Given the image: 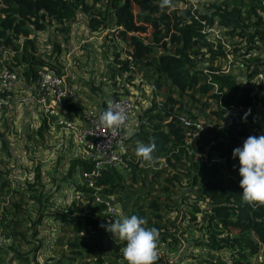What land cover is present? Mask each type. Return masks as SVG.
<instances>
[{
	"label": "trees",
	"instance_id": "16d2710c",
	"mask_svg": "<svg viewBox=\"0 0 264 264\" xmlns=\"http://www.w3.org/2000/svg\"><path fill=\"white\" fill-rule=\"evenodd\" d=\"M193 1L194 9H178V4L188 2L0 0V49L11 48L14 53L9 61L21 67L26 83H34L42 66H53L38 55L34 39L27 36L47 26L66 36L81 13L90 29L113 27L118 40L125 43L118 48L112 32H106L111 59L103 74L110 96L126 95L120 80L130 83L138 72L153 86L148 106L140 110L124 140L120 165L103 166L92 178L93 186L87 187L83 175L90 170L91 161L83 157L69 160L63 181L86 201L85 208L75 201L64 208L55 206L49 194L43 195L41 188L35 187L34 182L40 179L38 166L33 169V182L23 185L0 171V195L15 199L1 208L0 264H74L89 252L94 254L88 264H126L122 251L126 242L102 227L120 215H107L103 203H92L93 195L108 200L113 196L122 215L144 218L147 227L159 231L156 262H166V253L177 255L185 246L203 252L187 250L190 262L185 264H250L251 258L264 251V205L243 200L239 161L232 158L233 149L241 147L249 136L264 133V56L258 46L264 47V0ZM213 25L222 28L219 34L223 38L210 39V33L202 31ZM18 36L23 37L19 43ZM224 36L237 41L231 47ZM53 52L56 59L58 45ZM229 55L238 57L243 65L240 77L222 73L219 61ZM67 102L69 110L82 111ZM100 106L102 113L104 101ZM226 110L236 113L225 117ZM205 112L215 120V126L202 119ZM46 130L47 120L42 119L35 134L44 140ZM153 141L154 160L146 162L135 150L138 143ZM0 152L10 156L5 139H0ZM160 162L161 168L148 172ZM76 173L80 182L74 180ZM160 193L164 199L157 196ZM27 201L32 203L27 205L30 215L22 207ZM169 213L179 214V221L162 218ZM44 222L54 228H43ZM46 229L55 232V245L64 242L72 249L70 258L37 261L43 246L38 236ZM61 234L68 235L64 241L58 238ZM102 242L105 250L98 249L97 243ZM215 253H226L227 263Z\"/></svg>",
	"mask_w": 264,
	"mask_h": 264
},
{
	"label": "rangeland",
	"instance_id": "374dc122",
	"mask_svg": "<svg viewBox=\"0 0 264 264\" xmlns=\"http://www.w3.org/2000/svg\"><path fill=\"white\" fill-rule=\"evenodd\" d=\"M186 1L188 2L187 4H179V6L185 9H188L191 4L196 6L193 0ZM204 3H207V0H205ZM103 9V7H99L101 13H104ZM261 17L264 20V14L261 13ZM51 27L52 26H47L43 31L33 33L38 55L47 61L54 60L51 62L53 66L48 67L47 65H44L42 67L51 70L55 74L63 75L65 78L67 76V82L73 89V96L70 104L75 108L78 107L80 111L82 110L80 113L78 112L79 114H76L73 109L69 110L67 106H64L62 112L58 113L56 118L77 120L84 111L101 112L100 103L104 101L105 106L106 101L109 98H112L109 93L108 83L106 82V76L103 74L106 62L111 59V48L107 40H105V36H108L106 32H112V38L116 42L118 48H122L125 43L123 44V42L118 40L113 31V27L107 28V30H100V28L96 30L90 29L87 25L86 16L81 13L77 14V17L70 26L69 33L66 36L56 32ZM212 28H214V25ZM214 31L217 32V37L223 38L219 34V31L220 33L222 32V28L220 29L217 27ZM214 31L209 34V37L212 36ZM224 37L231 47L233 46V43L237 41L235 37ZM55 45H58L60 48V53L58 54L57 59L53 58L55 55V52H53ZM258 46L259 52L264 56V47L262 45ZM71 50L73 51L68 54ZM238 60V57L232 58L230 55L225 59L220 60L219 63L222 68H224L222 73H227L234 77H240L239 74L243 73L244 67L238 62ZM138 73L142 74L141 72ZM120 82L125 86V91L127 93L123 96L131 97L133 100V109H131L129 114L127 121L128 124L125 126L126 133H129L137 122V115L140 110L148 106L150 99V95L148 94L151 89L145 84L139 86L133 79L130 83H126L123 79H121ZM233 113L234 112H231L229 114L228 112H225V117H229ZM202 119H204L205 123L210 126L216 125L215 120L206 112ZM41 122L42 119L36 110L27 109L22 105H18V110H15V107H12L11 110L7 112H0V133H3V136H0V139L6 140L7 148L10 153V156H8L0 152V171L5 172L9 180H15L19 185H23L24 183L33 182V169L35 166H38L37 168L39 169L40 179L36 183L34 182V184H36L35 187L41 188L40 192L43 195L49 194L55 206L64 208L71 204V202L75 201L80 202L82 207L85 208L87 204L86 201H82L79 197L80 195L73 193L70 186L63 181L69 167V160L75 157H83L81 148L74 145V142L72 143L70 141L71 137L63 131H58V128H47L43 133L44 140H40L37 134H35V129ZM30 134L32 136H30ZM263 134V131L258 132L259 136ZM69 146L72 147L71 149L74 150V152L68 153L70 152ZM219 161L223 162L224 158L219 157ZM161 167L162 164L160 162L157 166L151 167L148 172L152 173L154 170ZM74 180L80 182L77 173L74 174ZM159 184L163 183L160 181ZM157 196L161 199L165 198V195L162 193ZM108 198L111 200L110 207L113 206L115 214H110L107 210L104 212L113 217L122 214L121 208L115 201V198L113 196H108ZM9 200L15 202L14 198L9 199L6 195H0V213L3 212L1 209L2 206L9 204ZM31 204L30 201H27L26 203H22V207L28 210V206H31ZM29 211L30 210H28V214ZM104 212L101 214H105ZM178 215L175 213H169L162 215V218L178 222ZM110 216H108V219L111 218ZM184 225L185 222L183 221L180 226L183 227ZM41 226H43V228H54L46 222ZM194 231L196 234L197 231ZM67 236L68 235L66 234H61L58 238H62L61 240L64 241ZM38 238L42 240L41 243L43 245L37 255L38 262L57 256L70 258L68 253L72 249L66 247L64 242L59 245H55L54 242H52V240L56 238L55 232L46 229L40 233ZM186 239L187 241L190 240L189 237H186ZM0 240L2 239L0 238ZM188 243L189 242H187V244ZM97 246L99 250L106 249V244L103 242L97 243ZM163 248L164 245H162L161 250ZM179 250L180 251L177 255L176 252L166 253L167 260L174 262V264H185L190 262L187 260L189 257H186L187 250L193 254H203V252L187 248V246ZM61 252H65V254H61ZM263 252L264 251L262 250V252L257 254V256L260 257V261H257V256H255L250 259V264H264ZM93 254L94 252H89L84 255L80 261H76L74 264H88L93 260ZM215 255L220 261H225L227 263L226 253H215ZM2 264H4V262Z\"/></svg>",
	"mask_w": 264,
	"mask_h": 264
},
{
	"label": "built area",
	"instance_id": "2783aa9c",
	"mask_svg": "<svg viewBox=\"0 0 264 264\" xmlns=\"http://www.w3.org/2000/svg\"><path fill=\"white\" fill-rule=\"evenodd\" d=\"M177 8L183 9L181 6ZM190 8L194 9V4H191ZM212 27L202 29V31L211 33L217 29L215 25V29ZM43 30H35L27 38L35 39L33 33ZM216 35L217 32L214 31L209 38H215ZM22 39L23 37L18 36L17 42H21ZM13 53L10 47L0 49V112H7L12 107L18 110V105H22L27 109L36 110L41 119H46L47 128H58V131L68 134L71 137L70 141L80 146L83 157L92 163L90 170L83 175L86 186L92 187V178L98 175L103 166H117L122 163L125 153L124 140L128 134L125 126L128 124L129 114L133 109L132 98L123 96L109 98L106 101L104 111L109 108L117 111L122 110L126 116L124 124L115 129L106 127L100 120L101 112L97 111H84L77 120L56 118V115L62 112L63 107L68 103L67 101H72L73 89L67 82V76L65 78L63 75L55 74L51 70L42 67L36 71L34 83H26L20 75L21 67L18 65L12 66L9 61ZM53 61L51 60L49 63ZM257 77L260 78V75H257ZM133 80L139 86L145 84L149 89H153V86L146 84L137 73H135ZM159 99L157 98V100ZM233 111L226 110L229 114ZM183 123L186 124L185 121ZM92 203H103L105 210L110 214H115V210L113 206L110 207L111 203L108 199L93 195ZM256 259L260 261L259 256ZM155 264H171V262L167 260Z\"/></svg>",
	"mask_w": 264,
	"mask_h": 264
},
{
	"label": "clouds",
	"instance_id": "9594fccd",
	"mask_svg": "<svg viewBox=\"0 0 264 264\" xmlns=\"http://www.w3.org/2000/svg\"><path fill=\"white\" fill-rule=\"evenodd\" d=\"M170 4L171 0H163V5ZM100 120L106 127L115 129L124 124L126 116L122 110L109 108L101 113ZM154 151V141L138 143L135 150L136 155L146 162L154 160ZM232 158H238L239 161V187L243 200L249 204L264 205V135L249 136L241 147L233 149ZM119 215V219L110 220L102 227L126 242L122 250L126 264H155L158 258L159 231L147 227L144 218Z\"/></svg>",
	"mask_w": 264,
	"mask_h": 264
},
{
	"label": "crops",
	"instance_id": "0c3cea01",
	"mask_svg": "<svg viewBox=\"0 0 264 264\" xmlns=\"http://www.w3.org/2000/svg\"><path fill=\"white\" fill-rule=\"evenodd\" d=\"M104 107H105V106H104ZM100 111H102V107H101V106H100ZM131 130H132V129H131ZM131 130H130V131H131ZM127 133H128V132H127ZM71 142H72V141H71ZM72 143H73V142H72ZM73 144H74V145H77V144H75V143H73ZM77 146H78V145H77ZM79 147H80V146H79ZM71 148H72V147L69 146V151H70V152H68V153L74 152V150H72ZM172 263H174V262H172Z\"/></svg>",
	"mask_w": 264,
	"mask_h": 264
}]
</instances>
